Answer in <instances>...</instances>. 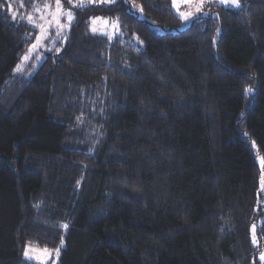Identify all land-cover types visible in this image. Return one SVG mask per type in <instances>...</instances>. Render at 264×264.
Listing matches in <instances>:
<instances>
[{"label": "trees", "instance_id": "obj_1", "mask_svg": "<svg viewBox=\"0 0 264 264\" xmlns=\"http://www.w3.org/2000/svg\"><path fill=\"white\" fill-rule=\"evenodd\" d=\"M60 2L57 47L20 65L32 10L0 0V264H264V0L185 29L172 0Z\"/></svg>", "mask_w": 264, "mask_h": 264}, {"label": "rangeland", "instance_id": "obj_2", "mask_svg": "<svg viewBox=\"0 0 264 264\" xmlns=\"http://www.w3.org/2000/svg\"><path fill=\"white\" fill-rule=\"evenodd\" d=\"M114 1L116 0H82V4L83 5L93 4V3L108 4ZM80 2L81 0H71V5H77ZM27 3L28 5L25 7L32 10V12L23 18L29 21L28 17L31 16L32 21H34V23L30 21L28 23H30L31 26L35 27L37 29V32L35 33V36L33 38L34 41L28 47L27 51L22 55L20 65L34 57L36 58L37 62L42 61V59L44 58L43 53L45 51L50 50L53 47L54 48L57 47L56 42L59 40L62 34L66 31L67 27L69 26V23L72 21V20H69L66 15V13L69 11L71 12V10L64 9L61 2L60 4L62 5V7L60 8L59 12L57 11L56 0H27ZM211 3L221 4L227 8H233V9L239 8L236 6H232L231 3H227V2L222 3L220 2V0H204V3L202 4V6H200V10L197 11L199 0H191L190 3L187 2V0H175L176 6H174L173 0H172V3H171L172 9L182 20L181 25L179 26L178 29H185L186 27H188L194 18L208 16L209 15V7H208L209 5L208 4H211ZM37 9L39 10L37 11ZM131 10L140 19H145V16L141 12L140 7L137 3L135 2L132 3ZM182 13H192V15L188 16L187 18H184L181 15ZM89 22H90L89 27L91 31L94 33L106 36L107 38H114L120 35L118 20L116 18L96 16V17L90 18ZM93 28H95L96 31H93ZM154 28L156 31H159V32L162 31L160 27L155 26ZM37 37H40V40H37ZM130 42L134 46L141 47V42L135 36L132 37ZM33 45H36V47L33 48ZM25 56L27 57V59H24ZM20 65H19V68H20ZM259 166H261L260 161H259ZM259 183H260V186H262L261 175H260ZM253 226L250 230V236H251L252 244L254 245V247H257L258 242H257L256 234H255V227L253 230ZM28 245L30 244H26L23 249L24 258H25L24 256L25 248ZM31 246L32 248L38 249V250L45 249V248L37 247L32 244ZM57 249L59 248L48 249L51 254L48 255L46 259H43L42 264H56L58 261L59 255H60V249L58 253L56 252ZM32 255L41 256L42 252L35 251L32 253ZM258 258L261 259V254L258 255ZM25 259L32 261L35 264H41V261L35 258L33 259L25 258Z\"/></svg>", "mask_w": 264, "mask_h": 264}, {"label": "snow or ice", "instance_id": "obj_3", "mask_svg": "<svg viewBox=\"0 0 264 264\" xmlns=\"http://www.w3.org/2000/svg\"><path fill=\"white\" fill-rule=\"evenodd\" d=\"M71 2V0H70ZM187 2H191V0H187ZM220 2L222 3H231L232 6H236V7H240V0H220ZM204 3V0H199V4L197 6V11L200 10V6H202V4ZM173 4L174 6H176L175 4V0H173ZM56 5H57V11L59 12L60 8L62 7V5L60 4V0H56ZM76 6H83L82 4V0L80 3H78ZM9 9L11 10V4H9ZM39 9H37L38 11ZM67 17L69 20H72L73 19V16H72V13L69 11L66 13ZM184 18H187L188 16L192 15V13H182L181 14ZM13 18L15 19V13H13ZM29 21L34 23V21H32V18L31 16L28 17ZM99 19V18H97ZM63 27V26H61ZM93 31H96L95 28H93ZM37 40H40V37H37ZM36 45H33V48H35ZM24 59H27V57L25 56ZM18 69H19V66H18ZM245 91H251L250 88H246ZM253 230H254V226H253ZM35 251H41L42 252V255L41 256H33L32 253L35 252ZM56 252L58 253L59 252V249L56 250ZM51 253L49 252V250L47 248L43 249V250H38V249H34L32 248L31 244L26 246L25 248V252H24V256L25 258H28V259H38L41 261V264L43 262V259H46L48 255H50ZM261 259H264V253L261 254Z\"/></svg>", "mask_w": 264, "mask_h": 264}]
</instances>
